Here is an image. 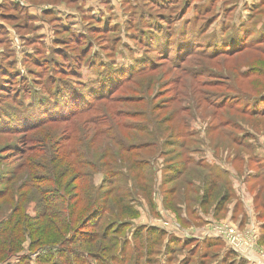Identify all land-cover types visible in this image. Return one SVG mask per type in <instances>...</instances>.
Wrapping results in <instances>:
<instances>
[{"label": "rangeland", "instance_id": "obj_1", "mask_svg": "<svg viewBox=\"0 0 264 264\" xmlns=\"http://www.w3.org/2000/svg\"><path fill=\"white\" fill-rule=\"evenodd\" d=\"M241 1L0 0V206L13 210L21 202L9 198L14 192L25 197L20 207L31 218L42 212L48 199L62 195L46 180L55 166L62 176L57 161L69 152L72 130L92 138L91 123L111 113L157 134L129 129L126 146L156 137L165 144L120 159L116 181L121 187L129 179L128 189L121 187L129 216L108 223L125 225L114 235L115 250L92 255L100 261L86 258L82 248L76 252L86 262L71 255L54 260L58 246L31 249L27 240L0 264H226L225 248L235 257L227 263L241 262L245 257L212 233L220 226L264 256L258 245L264 244V211L257 209L258 221L246 189L249 179L251 192L264 188V6ZM101 96L110 97L98 101ZM146 97L151 111L161 110L154 127L145 122V101L129 103ZM82 103L94 105L92 111L73 116ZM170 116L162 132L158 123ZM188 158L187 179L179 178ZM103 177L96 175L95 185ZM225 190L229 198L217 216ZM108 224L100 223V235ZM58 225L45 235L55 237Z\"/></svg>", "mask_w": 264, "mask_h": 264}, {"label": "trees", "instance_id": "obj_2", "mask_svg": "<svg viewBox=\"0 0 264 264\" xmlns=\"http://www.w3.org/2000/svg\"><path fill=\"white\" fill-rule=\"evenodd\" d=\"M108 97L110 96H101L98 101L107 99ZM144 101L146 103L144 105V114L147 116L145 122L151 123L152 127H154L153 124L157 123L160 117L159 112L161 110L159 111L158 107L151 111L147 97L142 101H133L129 103L140 104ZM93 107L94 105L89 107L87 104L82 103L77 111L73 113V116L77 117L85 113H90ZM262 108L263 107H261V110L263 111ZM150 113L154 116H151ZM125 117V114H117L116 112L111 113L105 121H100L99 123L92 122V128L90 129L94 133L92 138H89L82 129L79 131V129L75 127V129L72 130L69 140L66 139V141H69L68 144H71L69 152L64 158H61L66 161L61 159L57 161L59 162V171H61L62 176H56V174L53 173L54 170L57 169L55 166L52 172L50 171L49 173L51 174L50 178L46 180L47 183H51L55 189L59 190L62 195L48 199L46 203H44V210L39 212L37 216L31 218L27 212L20 207V204L24 203L26 200L25 197L24 200L16 193H11L9 198L18 199L21 200V202H16L14 209L11 211H8L6 204L0 206V211L3 214L0 221V227L2 228L0 229V263L7 262L16 256L22 250L27 240H31V249L37 247H51L49 249L52 250L55 246H58L56 249H53L54 252H52L53 258L51 259L54 260L57 258L63 259L64 256L71 255L77 258V260L81 259V261L86 262L85 256L76 252L78 249L82 248L85 253H87L86 258L100 261L92 255L97 252H109L116 249L115 242L118 240L114 235L120 233L121 227L125 224L112 226L113 224L110 225L108 223L111 221L117 223L123 216H129L127 212V198L129 196L124 194L121 189L123 184L125 189H128L130 185L129 179H126L125 182L121 184V187L118 185L120 181H116L118 179L116 176H118L117 167H120V159L121 161L123 160L124 153L128 155L127 158L131 159L132 154L141 151V149H158L160 146L165 145L163 142H160L159 137H156L143 144H131L126 146L124 139L127 138L125 136L130 135L129 129L139 132L140 135L145 134L150 138L153 137L155 131L146 130L145 126L135 129V126H130V124L123 122ZM152 117L154 119H152ZM172 122L173 118L171 119V116L166 119L164 118L158 123V127H161L162 132H167ZM155 135L157 134L155 133ZM100 138L101 141L104 142H100ZM177 138L174 144L179 141L180 136ZM168 141V145L173 147L174 144L171 142L173 139L171 138ZM178 145L180 146L181 143ZM180 147L185 148L186 142ZM190 162V158L186 159V167L178 171L179 178L187 177V168ZM192 164L194 167L201 166L194 161H192ZM194 172L196 173V171ZM96 175H104L103 183L100 185H95L94 183V177ZM216 177H219L218 172ZM66 178L67 182L64 187L60 186V180ZM203 181L205 183V179ZM214 183L215 184L211 185V188L213 187L212 190L218 185V183ZM141 186L142 184H139V188H141ZM131 188H133V185ZM261 190H264V188ZM126 192H130V190ZM212 193L213 191L208 190L207 195L213 197L210 195ZM228 193L229 190H225L221 195V199L217 205L219 212L224 211V204L229 198ZM209 197L203 200V202H206L204 205L211 202ZM98 212L102 213L99 215L98 221L94 223L95 225L93 227L89 226L88 221L96 216ZM107 212L109 216L107 215V217L104 218ZM102 222H107L108 225L100 235L99 229H102L100 226ZM55 223L59 224L56 226V235L55 237L52 236L48 238L45 233L49 228L54 227ZM62 223L64 224L62 225ZM89 228H91V230H88ZM92 228L96 232H93L94 230H92ZM147 233L158 235L160 238L164 235L162 234L163 232L149 229ZM64 245L73 246V250L64 249ZM124 252L125 249L120 250L121 255ZM54 264H58V262L56 261ZM62 264L70 263L65 260Z\"/></svg>", "mask_w": 264, "mask_h": 264}, {"label": "crops", "instance_id": "obj_3", "mask_svg": "<svg viewBox=\"0 0 264 264\" xmlns=\"http://www.w3.org/2000/svg\"><path fill=\"white\" fill-rule=\"evenodd\" d=\"M222 1H225V3H230V0H222ZM247 5V6H252V7H254V6H258V7H262V6H264V0H242L241 1V5ZM262 4V5H261ZM263 21H264V19H263ZM251 143H253V142H251ZM256 143V142H255ZM261 151H263L264 152V148L261 146ZM257 157H259V158H261L262 156L261 155H259L258 153L256 154V158ZM257 179H258V177H256ZM257 179H255V180H257ZM250 183H251V179H249V181H247V184H246V189H247V191H248V194H247V203L248 204H252V206H253V208H254V210H255V213H256V215H257V219H258V221H259V219H261V214L258 212V208H261V210H263L264 211V203L262 202V200L264 199V194H263V190H261V189H263V188H256L255 190H256V192H251L247 187H250L249 185H250ZM263 198V199H262ZM257 203V204H256ZM257 205V206H256ZM260 205V207H258ZM254 212V211H253ZM222 213V211H220V212H218V214H217V216H219L220 214ZM242 218H243V216H242ZM247 219V222L248 223H250V217H248V218H246ZM246 219H245V221L243 222V221H241L242 223V225H246ZM261 223V222H260ZM262 223H264L263 221H262ZM261 223V227H264V224H262ZM259 247L260 248H262V249H264V244L262 243V240H259ZM226 249V248H225ZM225 249H223L222 250V253L223 254H225V256H223L224 257V261L226 262V264H231V263H227V261L229 260V258H235L234 257V255L233 254H231V252H229V251H226ZM236 262V263H235ZM234 263L235 264H264V256H262V255H260L259 253H258V249L257 250H255V253L253 254V256L252 257H250V258H245L244 260H241V262H239L238 263V261L236 260H234Z\"/></svg>", "mask_w": 264, "mask_h": 264}, {"label": "built area", "instance_id": "obj_4", "mask_svg": "<svg viewBox=\"0 0 264 264\" xmlns=\"http://www.w3.org/2000/svg\"><path fill=\"white\" fill-rule=\"evenodd\" d=\"M212 233L218 238H223L226 244H228L234 252L236 251V253L245 258H250L255 253L256 248L254 243L243 239V237L240 234H237L233 229L231 230L220 226L213 229Z\"/></svg>", "mask_w": 264, "mask_h": 264}]
</instances>
